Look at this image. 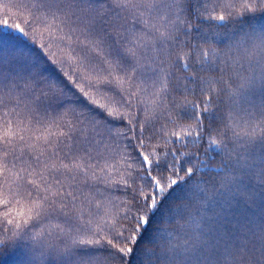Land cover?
Wrapping results in <instances>:
<instances>
[{"label": "snow or ice", "instance_id": "obj_1", "mask_svg": "<svg viewBox=\"0 0 264 264\" xmlns=\"http://www.w3.org/2000/svg\"><path fill=\"white\" fill-rule=\"evenodd\" d=\"M11 249L264 264V0H0Z\"/></svg>", "mask_w": 264, "mask_h": 264}, {"label": "trees", "instance_id": "obj_2", "mask_svg": "<svg viewBox=\"0 0 264 264\" xmlns=\"http://www.w3.org/2000/svg\"><path fill=\"white\" fill-rule=\"evenodd\" d=\"M12 11L14 12L15 9H13ZM45 39H47V37H45ZM53 50L58 51L55 45H53ZM96 98L98 102L100 103L104 102V100L99 95H97ZM95 219L99 223L100 227L103 228L105 227V220L108 218L106 217L104 220H102L100 217H96ZM95 226L96 225L94 224L93 227ZM0 260H3L5 264H26L25 256L22 254V252H16L15 249L8 250L3 256H0Z\"/></svg>", "mask_w": 264, "mask_h": 264}]
</instances>
